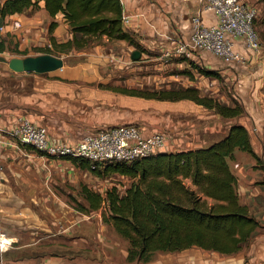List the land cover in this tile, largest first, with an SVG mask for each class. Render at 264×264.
I'll list each match as a JSON object with an SVG mask.
<instances>
[{"label": "crops", "instance_id": "1", "mask_svg": "<svg viewBox=\"0 0 264 264\" xmlns=\"http://www.w3.org/2000/svg\"><path fill=\"white\" fill-rule=\"evenodd\" d=\"M3 1L1 0V3ZM121 1L123 28L134 36L143 50L129 45L125 40H109L105 35L99 39L106 42V47L111 49L108 53L109 57L130 56L133 58L134 53L139 51L138 58H141V55L145 56V51H148V55L160 58L170 54L182 56L185 58L184 61L189 60V63H199L204 60L210 65L207 66L208 69L218 68L212 57L207 54L208 52L196 51L189 55L176 52L181 42L188 41L190 38L191 19L201 8L197 0ZM41 10L45 15H49L45 9ZM25 13L26 11L12 15L24 20L23 37H21L23 44L28 48L50 45L49 37L44 38L45 32L49 35L48 25L45 28L40 27L41 25L35 21L27 19ZM203 18L207 24L216 22V16L208 10L203 11ZM55 20L58 22L53 33L56 39L59 42L70 39L72 31L63 15L58 14ZM96 38L93 37V39ZM113 45L118 46L120 50L114 51ZM236 47L246 53L250 61L245 66L226 64L228 68H224V71L228 74L237 73L244 78L246 84L250 85L254 97H251V104L245 107L246 111L251 112L257 120L258 107L261 105V108H264V49L257 54H251L242 43L237 44ZM92 48L94 51H100L97 45ZM218 63L224 64L220 60ZM75 67L77 66H72L71 71L62 73L59 71L63 68L40 74L17 73L12 71L6 63L0 64V231L18 239L14 247L4 254V264H264V224L255 230L249 241L236 253L225 254L194 246L181 251L183 252L181 262L167 263L158 259L159 253L173 255L180 251H157L154 253L155 258L153 255L148 262L129 261L127 260L128 248L123 246L125 244L119 240L113 244L109 241L107 233L103 232L107 223L103 221L101 208L90 211L78 209L70 212V220L67 219L69 214L59 217V233L65 231L70 235L68 247L60 245L61 248L70 249L68 257L60 254L47 261L46 258L32 256L27 252L31 247L29 245H34V242L31 243L27 239V235L30 230L40 229V226L32 224L35 223L32 221L34 214H31L28 206L22 205L23 197L14 185L16 183L22 192L27 193L24 191V186L29 185L31 181L28 175L29 168L35 164L40 166L35 156L40 159L41 154L30 146L20 144L11 135L17 115H26L37 125L47 127L53 142L68 144H75L88 133L103 127L134 123L139 125L146 134L164 132L171 151L188 150L206 145L205 134L212 133L215 129L212 115L206 114V110L210 109L193 100H159L126 94L120 89L143 88L132 80L119 84L120 81L113 79L110 75L95 74L91 77L72 75ZM122 67L117 65L115 68L122 69ZM230 70H232L231 73ZM181 87L199 88V85L192 83ZM160 89H173V87ZM261 121L264 123V120ZM57 159L70 161L63 158ZM245 171L244 169L243 173ZM11 173L22 175L13 178L10 176ZM237 173L242 174L240 171ZM246 189L244 194L239 191L242 203L249 205L252 203L251 200L264 199L263 187L260 185L250 184ZM258 214L264 220L263 205ZM74 217L80 219L75 221ZM93 226H99V229H102V232L99 231L96 235L105 249L101 257L94 256L95 251L91 250L93 246L89 231ZM74 250L85 253L78 255L73 253ZM114 250H118L119 261L114 256Z\"/></svg>", "mask_w": 264, "mask_h": 264}, {"label": "trees", "instance_id": "2", "mask_svg": "<svg viewBox=\"0 0 264 264\" xmlns=\"http://www.w3.org/2000/svg\"><path fill=\"white\" fill-rule=\"evenodd\" d=\"M260 1L264 11V0ZM33 8L45 9L52 18L48 28L50 45L40 53L56 55L55 52L79 50L89 45L93 37L105 35L109 40H125L143 49L123 28L121 0H4L0 4V18ZM58 14L63 15L72 31V37L63 42L53 35ZM3 46L0 52L4 51ZM190 63L203 75L221 78L216 70ZM120 91L159 100L190 99L215 109L223 118L240 117L245 112L237 100L229 105L201 94L197 87L151 91L125 87ZM237 149L258 158L250 132L242 123L232 124L222 138L195 149L162 151L130 162L95 165L79 157L63 159L99 176L116 172L131 178L124 191L112 186L105 194L84 185L82 196L88 204L79 201L78 207L90 211L104 204L103 220L129 242L127 259L148 262L157 251L176 252L194 246L236 253L262 226L250 207L240 200L238 177L229 163Z\"/></svg>", "mask_w": 264, "mask_h": 264}, {"label": "rangeland", "instance_id": "3", "mask_svg": "<svg viewBox=\"0 0 264 264\" xmlns=\"http://www.w3.org/2000/svg\"><path fill=\"white\" fill-rule=\"evenodd\" d=\"M250 5L254 6L258 11L256 19V28L259 32L262 47L264 49V11L263 4L260 0H246ZM1 4V0H0ZM27 19L35 21L40 27L49 28V24L52 20L51 16L45 15L39 8H33L26 11ZM24 21V20H23ZM47 31V30H46ZM46 34V32H45ZM44 38L49 37L48 33ZM23 35L9 36L4 44L5 53L0 52V55L10 59L12 57H25L27 54L38 55L43 47L47 46H32L28 48L23 44L21 37ZM19 37V38H18ZM99 46L100 51H94L93 46ZM107 43L99 38L91 39L89 46L79 49L72 50L70 52H55V54L64 59L65 65L63 69L59 71H71L75 67L72 75L87 76L91 77L95 74H101L104 76H112L113 79H117L119 84L132 80L137 82V85L143 88L142 90H154L160 88H181V86H188L192 83L199 85L200 92L203 95L214 97L215 99L232 105L233 100H237L244 107V114L236 118H223L215 109L206 110V114H211V119L215 125L214 132H208L205 134L206 145L215 142L222 138L228 131L229 127L234 123L244 124L251 136V141L255 152L258 154V158L253 157L250 153L237 149L235 155L229 160L230 166L233 172L237 175L238 171L242 174H238L237 189L244 192L250 184L260 185L264 191V108L258 107L259 116L257 120L251 112L246 111V105L251 104L252 90L250 85L246 84L244 78L237 73L228 74L224 71V68H228L226 64H219L218 58L214 55L207 53L212 57L215 62L216 68L221 78H212L201 74L197 69L193 68L192 64L188 61H184L185 58L176 55H167L160 57L148 55V51H145V56L141 55V58L134 59L130 56L124 58L109 57L108 53L110 50L106 47ZM114 51H119L120 48L113 45ZM143 50V49H142ZM183 61V62H178ZM0 64H4L0 62ZM200 67L207 68L210 66L206 64L204 60L199 63H195ZM123 66L122 69H116L115 67ZM8 66V65H7ZM94 71L92 72V69ZM108 70V71H107ZM98 71V73H94ZM187 72V73H183ZM230 73L232 70L229 71ZM58 73V74H59ZM55 74V73H52ZM96 83V82H95ZM162 86V87H161ZM257 99V98H256ZM259 100V99H258ZM260 103V100L259 102ZM259 106V105H258ZM205 111V110H204ZM261 119V120H260ZM205 146V145H204ZM171 148H167L170 150ZM37 163L40 165L32 166L29 168V178L31 179L30 184L24 186L22 192L15 183L16 190L21 193L23 197L22 205L29 207L31 214H34L32 224L40 226V229L30 230L27 235V239L30 242H34V245L29 246L30 249L27 252L32 256H40L46 258L45 260H52L54 256L64 255L68 257L70 249L61 248L60 245L68 247L67 242L69 241L70 235L65 231L59 233L58 219L60 216L67 215V219L70 220V212H75L79 209L78 202L88 204L82 196V187L84 185L93 189L94 191L105 194L106 190L112 186H117L121 191L131 183V178L123 176L116 172H110L103 176L96 175L90 170H84L76 166L71 161L59 160L47 156H40V159L35 156ZM104 166V165H103ZM38 167V169H37ZM244 169L246 170L243 173ZM22 174H10L11 177H21ZM25 175V174H24ZM15 190V189H14ZM264 195V193H263ZM242 201V199H241ZM248 206L253 214H257L256 217L264 224L262 216L258 214L261 206H264V199L251 200ZM68 211V213H67ZM102 213L106 212L105 205H102ZM81 217V216H80ZM80 218L74 217L73 220L78 221ZM104 221V220H103ZM84 223V222H83ZM106 223V222H105ZM33 231V233H32ZM101 231L99 226H93L90 229L89 234L91 243L93 246L92 251H95L94 256L103 255L104 246L96 238L97 232ZM103 232L107 233L110 242L122 241L123 246L129 249V242L117 233L115 228L108 224L104 226ZM83 249V248H81ZM116 259L119 261L118 250L113 251ZM73 253L81 255L77 250ZM183 252H177L173 255L169 253H159L158 259H162L163 262H181ZM157 257V255H156ZM155 258V255L154 257ZM128 260V259H127ZM143 262V261H141Z\"/></svg>", "mask_w": 264, "mask_h": 264}, {"label": "built area", "instance_id": "4", "mask_svg": "<svg viewBox=\"0 0 264 264\" xmlns=\"http://www.w3.org/2000/svg\"><path fill=\"white\" fill-rule=\"evenodd\" d=\"M200 9L191 19V35L182 41L176 52L189 55L196 51L208 52L224 64L245 66L250 58L237 49L243 44L251 54H257L262 41L256 28L257 9L246 0H197ZM211 11L216 22L207 24L203 11ZM124 19V17H123ZM24 22L20 17L0 18V46L9 36L22 35ZM21 37V36H19ZM18 37V38H19ZM11 135L20 144L30 146L43 156L51 158L79 157L93 165L107 161H125L167 151L169 146L164 132L144 133L139 125L123 123L103 127L85 135L75 144L55 143L45 126L37 125L26 115H17ZM18 239L0 231V264Z\"/></svg>", "mask_w": 264, "mask_h": 264}, {"label": "water", "instance_id": "5", "mask_svg": "<svg viewBox=\"0 0 264 264\" xmlns=\"http://www.w3.org/2000/svg\"><path fill=\"white\" fill-rule=\"evenodd\" d=\"M140 52L136 51L133 55L134 59L139 57ZM0 62L6 63L8 67L17 73L35 72L49 73L64 67V59L50 53H42L38 55H28L25 57H12L7 59L0 55Z\"/></svg>", "mask_w": 264, "mask_h": 264}]
</instances>
